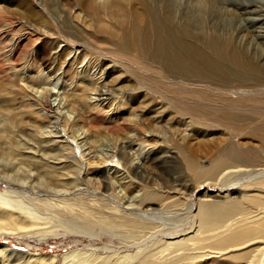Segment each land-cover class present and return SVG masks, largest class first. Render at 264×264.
Returning a JSON list of instances; mask_svg holds the SVG:
<instances>
[{
    "label": "bare ground",
    "instance_id": "1",
    "mask_svg": "<svg viewBox=\"0 0 264 264\" xmlns=\"http://www.w3.org/2000/svg\"><path fill=\"white\" fill-rule=\"evenodd\" d=\"M10 1L0 0V185L6 186L0 190V236H82L86 247L70 249L63 264H96L102 234L107 237L102 249L124 247L128 238L138 246L159 234L173 235L151 250L122 254L119 264H264V37L250 34L263 32L264 22L241 29L239 38L240 14L230 11L231 0H186L190 10L182 21L174 10L159 18L153 12L159 0H131L129 8L127 0H57V12L39 0ZM84 11L98 21L115 14L118 21L106 22L107 35L92 40L79 25L87 20ZM130 16L136 23L124 26ZM209 19L213 30L199 25ZM255 20H249L251 26ZM139 47L140 57L133 54ZM111 56L121 60L123 70L142 74L159 95L154 105L165 109L161 116L180 115L181 121L156 117L157 126L163 124L153 134L144 128L146 111H131L124 97L140 91L100 98ZM58 82V103L51 106L50 86ZM142 95L153 100L151 93ZM169 138L174 146L165 141ZM132 144L159 146L142 161L150 175L133 167ZM168 152L179 173L173 178L149 172V160ZM181 182L187 183L172 190ZM30 184L44 186L45 193ZM207 185L222 187L224 195L194 200L192 194ZM83 189L92 198L78 202L75 211ZM135 201L139 214L127 210ZM165 203L180 211L168 215L184 216L161 229L155 223ZM57 207L61 211L53 210ZM47 210L59 223L39 215ZM186 226L188 233H178ZM0 246L1 263L4 257L57 263L55 255Z\"/></svg>",
    "mask_w": 264,
    "mask_h": 264
},
{
    "label": "rangeland",
    "instance_id": "2",
    "mask_svg": "<svg viewBox=\"0 0 264 264\" xmlns=\"http://www.w3.org/2000/svg\"><path fill=\"white\" fill-rule=\"evenodd\" d=\"M39 2H41L42 5H45L44 7L47 8L48 11L55 10L57 12L58 11L57 9L60 7V4L58 3L57 0H39ZM157 2H160L162 5H158L160 3H157ZM157 2L155 3V5H153V7H154L153 8V12L156 13L159 16V18H161L162 16H165V14L167 15V13L169 11L171 12V11L174 10L175 12H174L173 15L176 18H178V21H182L183 17H184V14H186L190 10V5H189V3H186V0H167V1L166 0H161V1L159 0ZM10 3L11 4H20V5H22V4L25 3V0H12V1H10ZM133 3L134 2L131 3V0H127L126 7L129 8L128 5H130V7H131L133 5ZM229 4L230 5H228V7H230V11H233L234 13H239L240 14V20H239L240 23L238 22L240 25L235 24V26L237 25V30H238V33H239L238 37L239 38L243 37V32H242L241 29L249 28L250 30H252L253 28H256L255 25L257 26L262 21L264 22V0H231ZM139 6L140 5H138V7ZM140 8H141V6H140ZM260 8H261V10H260ZM158 10H160V12ZM161 12L164 13V14H162ZM86 15H87V13L84 11L83 16L86 17ZM110 15L111 16H109V18L106 16L104 21L103 20L102 21H98V19H94V18H91V17H86L87 20L85 19L86 20L85 22L81 21V24L79 22V25L81 27L84 26L83 28L85 29V32L87 33V35L89 34L88 35L89 39L91 38L92 40L93 39L96 40V39H98V37L100 38L101 36L105 35L106 31L104 30V26L106 25V22L107 23H112V22L116 23L118 21L117 20L118 17H115V14L114 15L110 14ZM180 16H181V18H180ZM110 17H112V18H110ZM129 19L125 21L126 23L124 24V26L128 25L130 22L136 23L137 19L135 20V18H133L132 16H130ZM251 19H256L255 20L256 23L253 24L254 26H251L252 22L251 23L249 22V20H251ZM98 23H100V24L102 23V25L99 26ZM82 24H83V26H82ZM97 24H98V26H97ZM203 24H208L209 27L212 26V22L210 21V19H209V21H207L205 23H202V22L199 23V25H203ZM232 24L234 25L233 22L231 24H229V25L232 26ZM239 26L240 27L243 26V27L239 28ZM24 30H29L26 25H24ZM92 30H94V31H92ZM234 30H236V29H234ZM240 30H241V32H240ZM262 30H263V32L255 31V29H254V31L250 32V34L252 35L253 38L259 39V37L261 35H262V37H264V29H262ZM235 32L236 31H233V33H235ZM90 33H92L93 35L90 34ZM96 33L99 34V35H97ZM106 35H107V33H106ZM88 36H87V38H88ZM92 40H88L87 39V42L89 43L90 47H91L90 42H92ZM98 49H99V47H98ZM98 49H95V50L98 51ZM95 50H91V51L94 53ZM140 51H141V47H139L136 51H134L133 54H135V55L140 57ZM88 52H86V53L88 54ZM92 52H91V54H92ZM88 55H90V54H88ZM111 57H112L113 60L111 59L109 61V63H108V66L111 69L108 68L107 72L105 71V73H104V75H103V77L101 79L102 80V85L100 87V93L101 94L98 95L100 98H103L104 96H106V95H108L110 93L114 95V94H116V93H118L120 91H123L124 93L125 92L130 93L134 89L140 91L141 93L133 94L132 96H131V94L127 95L125 93L124 97L129 99V101L127 103V106L129 107V109L131 111H134L136 113H139L141 111H146L144 113V115H143V118H142L143 119V123L145 125L144 128L148 132L153 133V134L156 133L157 128L160 127L161 124H163V123H159V126H157V122H155L157 120L156 117L157 118H167L166 120L168 122L171 120V118L173 119L175 117L173 120L170 121V122L173 121L174 123L176 121L180 120L179 118H183L180 115H172V114H169L168 116H165V117L161 116L162 114L165 113V109L163 111V108H162L163 106L160 107V105H154V104H157L156 101H154V100L159 101V98H158L159 95H157L155 93L154 89H151V88L147 87L144 84L142 74L140 72H138V73H130L128 71L123 70V67H122L123 64H121L122 63L121 60L119 58H117V57H113V56H111ZM120 67H121V69H120ZM123 77H125V78L126 77L127 78L131 77L132 79H130L129 81L128 80L123 81L122 83L116 82L114 80V79H120V78H123ZM55 80L56 79L52 78V82H54ZM67 84L68 85L71 84V86H73V87L77 86V84H75L74 81H72V80L71 81L69 80L67 82ZM78 87H79V85L77 86V89H76L77 92L76 93L80 92V89ZM50 88H52L51 89V94L52 95H50V97H49V104H51V106H55L58 103V97H56V95L61 90L60 89V82H58V84L56 85V88H53V85H51ZM68 88H70V86H67L66 89H68ZM146 93L147 94L151 93V95H148V96H151L153 100L146 101V97L144 95H142V94H146ZM125 103H126V101H125ZM151 104H153V106H150ZM154 106H156V107H154ZM166 106L167 105H165V107ZM150 107H152V108H150ZM153 108H155V109H153ZM129 109L127 111H130ZM166 109L167 110H171L172 108H169V107L167 108L166 107ZM147 111H150V112L147 113ZM160 111H163V112H160ZM129 115H126V117L129 116ZM170 116H172V117L170 118ZM128 118H130V117H128ZM131 118H132V116H131ZM175 119H177V120H175ZM178 124H180V123H178ZM166 135H169V133H166ZM165 141L167 143L172 144L174 146V142H173V140H170V138L166 139ZM140 148L136 144H132L131 149L128 148L130 154H134V158L132 160V165H133V167L136 168V170L138 172L144 170L147 175H150L148 173V171H147L148 169L146 170V168L143 167L142 161L144 159H147V160L150 159V156L153 153H155V152H157L159 150V146H156L155 148H152L150 145L145 144L143 147H140ZM149 164H150L149 172H153L154 174H157V173L161 174V172H163V173L167 172V174L169 176H173V178H174L175 175L179 173V172H177V170H178V165L177 164L178 163L175 162L173 159L172 160L170 159L169 152L158 155L157 158L154 159V160H152V159L149 160ZM151 168H153V170H151ZM156 169H159V170H156ZM168 170H170L169 171L170 173H168ZM87 178L91 179L90 176H88ZM234 178L236 179V176ZM99 183L103 184V180L100 179ZM186 183L187 182H181V183H179V185L174 186V188L172 190L177 189V188H181L182 189L183 188L182 185H184ZM150 186H152V185L147 186L146 189L150 190ZM153 186H155V188H157L156 185H153ZM30 187L33 188L36 191H39V194L45 193V191H46V188L44 186H39V185H36V184H30ZM160 187L161 186H158V188H160ZM220 188H222V187L208 186L207 185V186L203 187L202 189L194 192L192 194V197H193L194 200L195 199H199L200 200V199H203L202 196L204 194H206V195L208 194L209 197H217V196H220V195H224L223 194L224 193L223 192V188L221 189V191H220ZM5 189H6V186L4 185V183L1 184L0 185V190L4 191ZM83 190H84V192L75 201V204H76L74 206L75 211L80 210V207L78 206V202L81 201L83 203H87L88 204V203H90L89 200L92 198V194L91 193L85 192V189H83ZM95 192H97V191H95ZM99 193H102L101 190H100ZM49 196H52V195H49ZM94 197L97 199V204L100 205L101 201L97 198L96 195H94ZM108 200H109L111 205L112 204L114 205L115 202H116V199H114V198H108ZM112 200H113V202H112ZM136 203L137 202L135 201L134 204L131 205L129 207V209H127V210H130L132 213L139 214L140 211L137 209ZM115 206H117V205H115ZM132 207H133V211H132ZM167 207H168V205L165 203V206L161 210L163 217H162V219L159 220L158 223H155V225L158 226V228H161V229L163 228L164 229L165 226L166 227L175 226L178 223V219L180 217L184 216V215H180V216L179 215L178 216L177 215H168V211H171V210H174L176 212H180V211L179 210H175V208H173V207L172 208L171 207L167 208ZM134 208H136V209H134ZM58 209H60V210H58ZM101 209H102V211H104V208H101ZM176 209H179V208L176 207ZM53 210L58 212V211H61V208L57 207V209L53 208ZM134 210H136V211H134ZM195 214H196V210H193V212L190 215H195ZM39 215L42 218H46V220L50 224H54L55 225L56 223H59L58 220H57L58 218H56L54 216L55 212H53V211H48L47 210V212L40 213ZM183 218H185V217H183ZM185 219L187 220V218H185ZM188 226L190 227L191 224L190 225L188 224ZM188 226H186L184 229H182V231H180L178 233H184V232L188 233V230H189L187 228ZM58 231L61 232V229H58ZM76 236L80 239V240H78L79 242L78 241L74 242V239H75ZM79 236L80 235H76V234H69V235H62L61 234L58 237L47 238L45 240L44 239L39 240V239H35L33 237L32 238H27V237L8 236L7 235V236H5V238L3 236H0V245L1 244L2 245H7V246H10V248H12V249L17 250V251H21V252H24V251L32 252L30 255H34V254H36V255H38V254L55 255L56 256V260H57L56 264H63L62 263V256L66 252H68L70 249H72V248L84 249L86 247L85 243L81 242V241L84 240V238L82 236H80V237ZM170 236H173V235H171V234H166V235L159 234L158 236H156V237H154L152 239L146 240L143 243L140 242V244H138V246L133 244V242H131L130 239L128 238V242L124 245V247L117 246V247H111L110 249H102L101 246H103L107 242V237L105 236V234H102L101 237L96 242L98 247H100L99 250H96L97 254L99 255V258L97 259L96 264H119V260H120V258L122 256V254L128 253V254L131 255V254H134L136 251H142V250H145V249H150L151 250L153 248V245L154 244L156 245V242L160 238L166 240V239H169ZM111 239H112V242L115 243V244L120 242V240L118 239V234L117 233L112 235ZM24 261H25V258H23V257H21V258H17V257L12 258L11 257L10 259L9 258L7 259V258L4 257V263H1V259H0V264H24ZM30 261L32 262L33 260L30 258ZM132 262H133V260H129V261L126 260V261L123 262V264H131Z\"/></svg>",
    "mask_w": 264,
    "mask_h": 264
}]
</instances>
